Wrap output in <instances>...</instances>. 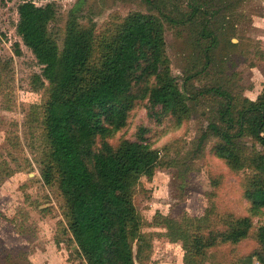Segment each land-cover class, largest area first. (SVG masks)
<instances>
[{
	"label": "rangeland",
	"instance_id": "1",
	"mask_svg": "<svg viewBox=\"0 0 264 264\" xmlns=\"http://www.w3.org/2000/svg\"><path fill=\"white\" fill-rule=\"evenodd\" d=\"M33 1L55 5L57 18L49 33L61 47L73 19L98 38L113 36L137 11L154 16L163 27V69L188 96V115L181 121L174 114L160 117L149 98L138 100L126 125L99 136L95 146L101 150L108 142L116 148L142 137L159 152L153 175L133 178L131 192L140 218L133 242L136 264H185L182 242H170L163 221L187 216L201 219L188 224L205 235L227 231L249 218L247 238L218 242L200 264H259L255 254L261 250L257 233L264 225V208L253 210L245 195L253 170L233 169L215 155L218 139L203 135L223 101L211 88L229 91L238 105L244 98L256 100L263 91L264 0ZM18 5L0 0V264H88L69 231L66 200L57 180L51 185L44 180L50 151L44 108L51 85L38 80L43 67L17 32ZM194 5L205 12L190 19ZM214 9L220 12L209 28L218 44L210 47L202 30ZM149 83L154 84V78ZM144 86L139 84L135 91ZM240 145L244 156L264 152L250 136Z\"/></svg>",
	"mask_w": 264,
	"mask_h": 264
},
{
	"label": "trees",
	"instance_id": "2",
	"mask_svg": "<svg viewBox=\"0 0 264 264\" xmlns=\"http://www.w3.org/2000/svg\"><path fill=\"white\" fill-rule=\"evenodd\" d=\"M9 1L19 2L17 32L43 67L37 78L51 85L44 108L50 147L43 166L45 183L57 180L66 200L69 231L88 264H136L133 242L139 236L140 218L131 192L133 178L152 176L159 152L142 137L125 140L116 148L108 142L101 150L95 146L99 136L126 125L138 100L149 98L152 107L159 108L160 117L174 114L181 121L188 115V96L163 69V27L154 16L137 11L123 20L113 36L98 38L73 19L61 47L49 33L50 23L57 18L54 4ZM202 7L194 5L190 19L202 13ZM210 11L202 37L216 47L218 38L209 27L220 10ZM151 78L154 84L149 83ZM141 83L145 86L135 91ZM210 91L223 101L203 137L218 139L215 155L233 169L252 168L245 195L253 210H261L264 152L244 156L240 144L250 136L264 149V88L256 100L244 98L240 105L225 89ZM199 220L187 216L181 221H163L170 242H182L185 264H200L206 251L218 242L238 243L252 228L251 220L244 218L227 231L205 235L188 224ZM257 239L261 250L255 256L264 264V225L258 229Z\"/></svg>",
	"mask_w": 264,
	"mask_h": 264
}]
</instances>
